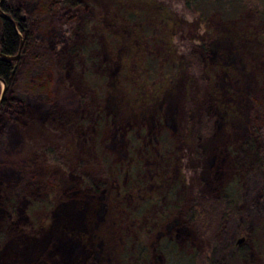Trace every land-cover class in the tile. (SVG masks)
I'll use <instances>...</instances> for the list:
<instances>
[{"label":"rangeland","instance_id":"rangeland-1","mask_svg":"<svg viewBox=\"0 0 264 264\" xmlns=\"http://www.w3.org/2000/svg\"><path fill=\"white\" fill-rule=\"evenodd\" d=\"M78 1L66 20L22 0L28 32L19 34L33 45L13 63L9 96L23 107L0 112V264H135L140 248L145 264H182L189 249L212 264H264V23L253 10L239 21L212 10L204 23L183 0ZM146 19L156 36L143 33ZM194 44L208 46L205 88L197 74L183 77L182 54ZM148 52L158 64L146 74ZM188 103L193 112L206 103L214 128L200 153L185 138L179 177L166 189L143 147L157 145L156 129L174 133ZM91 177L108 181L100 195ZM121 184L134 185L132 196L116 195ZM138 191L151 199L145 206ZM181 191L228 192L238 212L198 235L177 214Z\"/></svg>","mask_w":264,"mask_h":264},{"label":"trees","instance_id":"trees-1","mask_svg":"<svg viewBox=\"0 0 264 264\" xmlns=\"http://www.w3.org/2000/svg\"><path fill=\"white\" fill-rule=\"evenodd\" d=\"M50 1V2H49ZM185 5L190 6L194 12H197L206 23L210 17L209 12L213 10V16L220 17L222 20L229 21H239L243 15L244 11L253 10L258 16L259 21L264 23V0H183ZM79 4L78 0H39V10L44 12H51L54 17H63L64 19H72L74 18L75 7ZM263 6V8H262ZM0 10L7 14L16 24L17 30L13 27L11 21L7 18H4L0 15V52L4 54L13 55L16 53L19 45V37L17 31L21 34L27 36L28 23L26 21V17L24 16L25 6L22 4V0H0ZM140 25H144L143 33L146 36L151 35L156 36L158 33V29H155V25L153 21L148 19L144 20L143 23L140 21ZM33 45V39L25 40L22 47L21 57H28V51ZM207 51L208 46L205 44L195 45L193 48H188L182 54V58L184 61L183 66V77H188L190 74H197V77L200 79V83L202 88L208 86L209 82H211V72L208 70L207 60ZM151 56H156L157 53L148 52L145 59V70L146 74L148 70L152 67V63L158 64L156 60L151 61ZM165 60H170L169 54L164 55ZM153 60V59H152ZM15 61H10L5 58L0 57V79L5 83V93L0 102V112L5 110L7 107L14 106L16 109L23 107V103L21 100L14 96H9V89L14 84L15 79V71L13 69V63ZM173 62V68L176 69V61ZM165 65V64H164ZM161 65V66H164ZM155 70V69H154ZM156 71V70H155ZM158 73V72H156ZM172 74V72H168ZM186 79V78H185ZM1 91V89H0ZM18 99V100H17ZM207 104H203L198 107L196 112L192 111L193 103H188L185 108H183V116L180 120L179 124L176 125L175 132L169 133L167 135L166 130L163 128L157 132L153 133V137L150 140H155V143L159 146L160 144H166L168 148L166 150H159L157 145L148 144V147L144 146V162L149 158H158L159 167L161 168L164 176L160 179V183L163 185H167V188H174L176 185V180L179 177V167L176 165V162L183 158V155L179 154L183 147V143L185 138L190 135L192 139V144L195 147V150L200 153V143L207 139L212 134L213 116H210L207 110ZM2 114V113H1ZM13 115V114H12ZM156 128L157 126H154ZM138 137L132 136V140L134 141L132 145V151H136V143ZM249 143L250 149L253 148V144L251 140H246L244 144ZM247 146V145H246ZM128 153V152H127ZM129 155V153H128ZM262 160V158H261ZM113 170L111 168L112 174ZM118 172V171H117ZM160 176L159 173H157ZM127 175V180L129 181V176H133L132 174ZM172 175V176H171ZM89 187L93 190L95 195H100L105 191V187L108 183L105 179H99L91 177L89 180ZM144 185L147 183H143ZM126 188L124 184L119 185V189L116 191V195L121 198L126 197V195L132 196V188ZM183 189V186H182ZM130 190V191H129ZM170 191V190H169ZM140 198V203L137 207L144 205L150 201L148 195H144V191H138L137 195ZM176 201L181 202V206L178 207V216L183 217L186 222L198 233V235H213L220 229V225L225 221L224 219L230 213L236 214L238 212V203L235 197L230 196L229 193L223 192L217 196L211 195H199L191 193L189 196L188 191H186L182 195V191L179 196L176 197ZM101 204V203H100ZM153 204V201L150 203ZM130 208V207H129ZM143 213L146 212V208L144 210L140 209ZM133 212L127 211L126 219H129L131 223H133V218L131 214ZM226 216V217H225ZM125 219V220H126ZM124 220V222H125ZM127 223V222H125ZM131 226V224L127 223ZM132 227V226H131ZM125 236L131 238L130 235L125 233ZM136 237L135 234L132 235V244L135 243ZM171 244V240L166 242L165 247ZM134 247H131L129 250V254L135 253ZM159 254L162 255L163 249L157 248ZM248 247L243 246L240 249L239 258L241 261L247 260L248 258ZM188 251V252H187ZM183 253L184 262L182 264H212L207 262L203 257V252H197L196 250L189 249ZM193 251V254H192ZM147 252L142 248L139 249L138 258L135 261V264H145V259L147 257ZM148 258V257H147ZM195 258L196 261H195ZM148 264V261H147Z\"/></svg>","mask_w":264,"mask_h":264},{"label":"water","instance_id":"water-1","mask_svg":"<svg viewBox=\"0 0 264 264\" xmlns=\"http://www.w3.org/2000/svg\"><path fill=\"white\" fill-rule=\"evenodd\" d=\"M0 14L3 17L9 19L8 16L6 14H4L1 10H0ZM13 25H14V23H13ZM17 33H18V36H19V45H18V49H17L16 53L13 54V55H10V54L8 55V54H4V53L0 52V57L5 58V59L10 60V61H17L20 58V54L22 52V47H23V38H21V36L19 34L20 33L19 31H17ZM14 66H13V69H14ZM0 81L2 82V89H1V92H0V102H1V100L3 98V95L5 93V83L1 79H0ZM243 241H244V238L240 237L237 240V243L240 244Z\"/></svg>","mask_w":264,"mask_h":264},{"label":"flooded vegetation","instance_id":"flooded-vegetation-1","mask_svg":"<svg viewBox=\"0 0 264 264\" xmlns=\"http://www.w3.org/2000/svg\"><path fill=\"white\" fill-rule=\"evenodd\" d=\"M1 15V14H0ZM7 15V14H6ZM2 16V15H1ZM8 16V15H7ZM3 17V16H2ZM5 18V17H4ZM8 18H9V20L11 21V23H12V25H13V23H14V25H13V27L15 28V29H17L16 28V24H15V22L12 20V18H10L9 16H8Z\"/></svg>","mask_w":264,"mask_h":264}]
</instances>
